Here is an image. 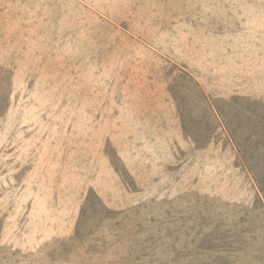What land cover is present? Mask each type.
Segmentation results:
<instances>
[{
  "label": "rangeland",
  "instance_id": "374dc122",
  "mask_svg": "<svg viewBox=\"0 0 264 264\" xmlns=\"http://www.w3.org/2000/svg\"><path fill=\"white\" fill-rule=\"evenodd\" d=\"M0 264H264V0H0Z\"/></svg>",
  "mask_w": 264,
  "mask_h": 264
}]
</instances>
